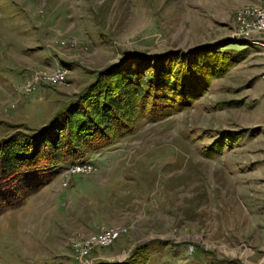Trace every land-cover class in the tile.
Returning <instances> with one entry per match:
<instances>
[{
	"label": "rangeland",
	"instance_id": "374dc122",
	"mask_svg": "<svg viewBox=\"0 0 264 264\" xmlns=\"http://www.w3.org/2000/svg\"><path fill=\"white\" fill-rule=\"evenodd\" d=\"M258 3L0 0V137L45 122L125 52L210 45L214 62L233 59L189 104L89 152L93 169L65 167L0 210V264H122L139 246L146 264H264Z\"/></svg>",
	"mask_w": 264,
	"mask_h": 264
},
{
	"label": "trees",
	"instance_id": "16d2710c",
	"mask_svg": "<svg viewBox=\"0 0 264 264\" xmlns=\"http://www.w3.org/2000/svg\"><path fill=\"white\" fill-rule=\"evenodd\" d=\"M215 52L210 45L163 54L125 52L45 122L11 124L15 129L0 137V210L22 203L63 168L130 132L136 116L150 119L189 104L206 88L214 67L221 72L233 60L216 63ZM141 248L122 264H146L138 257Z\"/></svg>",
	"mask_w": 264,
	"mask_h": 264
},
{
	"label": "built area",
	"instance_id": "2783aa9c",
	"mask_svg": "<svg viewBox=\"0 0 264 264\" xmlns=\"http://www.w3.org/2000/svg\"><path fill=\"white\" fill-rule=\"evenodd\" d=\"M248 14H250V19L247 21V25L252 32L263 33L264 34V0H260L259 3L251 8L246 10ZM61 71H63L62 67H59L55 70V73L58 72L61 75ZM63 74V73H62ZM56 76V75H55ZM63 76V75H62ZM264 77V75H263ZM264 83V80H263ZM94 168V164L89 160H83L76 163H73L67 166L62 174H67L69 172L75 171H86ZM116 231L113 228H106L100 232L99 237L103 241H110L115 237ZM88 251L85 249L83 254H80L79 257L86 254Z\"/></svg>",
	"mask_w": 264,
	"mask_h": 264
},
{
	"label": "bare ground",
	"instance_id": "6f19581e",
	"mask_svg": "<svg viewBox=\"0 0 264 264\" xmlns=\"http://www.w3.org/2000/svg\"><path fill=\"white\" fill-rule=\"evenodd\" d=\"M251 8V7H250ZM118 235V234H117ZM116 238V237H115ZM112 241V240H111Z\"/></svg>",
	"mask_w": 264,
	"mask_h": 264
},
{
	"label": "crops",
	"instance_id": "0c3cea01",
	"mask_svg": "<svg viewBox=\"0 0 264 264\" xmlns=\"http://www.w3.org/2000/svg\"><path fill=\"white\" fill-rule=\"evenodd\" d=\"M260 1V0H259Z\"/></svg>",
	"mask_w": 264,
	"mask_h": 264
}]
</instances>
